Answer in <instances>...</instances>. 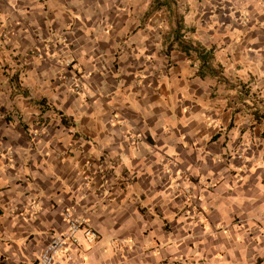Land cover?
Listing matches in <instances>:
<instances>
[{"label": "crops", "instance_id": "crops-1", "mask_svg": "<svg viewBox=\"0 0 264 264\" xmlns=\"http://www.w3.org/2000/svg\"><path fill=\"white\" fill-rule=\"evenodd\" d=\"M263 112L264 0H0V264H264Z\"/></svg>", "mask_w": 264, "mask_h": 264}, {"label": "built area", "instance_id": "built-area-1", "mask_svg": "<svg viewBox=\"0 0 264 264\" xmlns=\"http://www.w3.org/2000/svg\"><path fill=\"white\" fill-rule=\"evenodd\" d=\"M75 61L71 55L67 62L70 66ZM79 91V85L74 86ZM63 217L67 223L66 228L52 236L39 256L40 264H54L58 254L62 251L70 252L71 249H78L81 245V235L89 242L94 243L99 238L98 231L83 216L76 213L74 208L63 210ZM69 258L71 255L69 254Z\"/></svg>", "mask_w": 264, "mask_h": 264}, {"label": "trees", "instance_id": "trees-1", "mask_svg": "<svg viewBox=\"0 0 264 264\" xmlns=\"http://www.w3.org/2000/svg\"><path fill=\"white\" fill-rule=\"evenodd\" d=\"M177 23H178V25H177V29L175 31V35H176V37H179L181 35V27H184V26L181 25V23H182L181 18L179 19V21ZM181 47L184 50H189L192 48L191 46H187L186 44H182ZM192 49H194L199 54L200 59H201V67H204L206 65L207 61L211 57L213 48H210V50H206V48H203V47H195ZM199 73H200V71H199ZM260 117L264 118V112L262 114L256 115V118H260ZM62 120L65 121V118L62 117ZM263 137H264V132H263Z\"/></svg>", "mask_w": 264, "mask_h": 264}, {"label": "rangeland", "instance_id": "rangeland-1", "mask_svg": "<svg viewBox=\"0 0 264 264\" xmlns=\"http://www.w3.org/2000/svg\"><path fill=\"white\" fill-rule=\"evenodd\" d=\"M170 3H172V0H170ZM181 17L178 15V14H176V20H177V22L179 21V19H180ZM75 62V61H74ZM71 65H73V64H71ZM70 65V66H71Z\"/></svg>", "mask_w": 264, "mask_h": 264}]
</instances>
